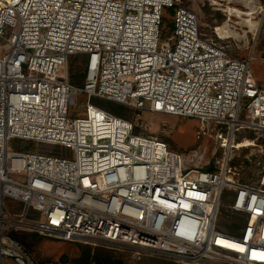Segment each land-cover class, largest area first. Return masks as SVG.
Wrapping results in <instances>:
<instances>
[{
    "label": "built area",
    "instance_id": "obj_1",
    "mask_svg": "<svg viewBox=\"0 0 264 264\" xmlns=\"http://www.w3.org/2000/svg\"><path fill=\"white\" fill-rule=\"evenodd\" d=\"M179 3L0 0V264H35L10 232L123 247L137 259L156 253L174 264H264V162L243 179L231 165L238 133L264 135L254 49L233 56L218 26V40L207 37ZM164 8L174 9L166 40ZM261 14L254 43L261 32L264 40V4ZM76 56L82 87L69 81ZM75 91L87 96L86 112L69 119ZM95 98L196 118L200 144L174 152ZM211 137V156L223 152L214 165L203 143ZM13 140L35 146L13 151Z\"/></svg>",
    "mask_w": 264,
    "mask_h": 264
},
{
    "label": "rangeland",
    "instance_id": "obj_2",
    "mask_svg": "<svg viewBox=\"0 0 264 264\" xmlns=\"http://www.w3.org/2000/svg\"><path fill=\"white\" fill-rule=\"evenodd\" d=\"M236 0H180L179 5L196 16L197 23L202 29V33L209 38L218 40L215 34V27H222L227 30L230 38L221 43L229 53L238 58L249 55L254 49V59L250 65V76L258 85L264 87V40L262 32L259 34L257 42L254 43L253 37L256 30L259 29L262 14L260 6L264 4V0H246L245 3L255 4L254 19L249 24L246 21L249 17L241 18L235 15L230 16L231 8L240 9L243 12H249V6L246 9ZM253 4V3H252ZM237 13V12H236ZM174 9L164 8V17L166 22L161 31L160 39H169L172 37V16ZM174 45V41L172 42ZM82 59L75 63V68L84 73ZM71 66V60L68 63V70ZM99 100V99H98ZM88 98L86 95L79 94L77 91L71 94L69 105V119L83 117L86 112L85 104ZM91 104L97 105L95 99L90 100ZM106 109L122 111L126 115L125 118L133 122H140L146 125L149 132L164 140L171 150L177 153L186 154L200 144L196 139V131L200 126V121L196 118L180 117L173 115H165L152 113L147 111H136L128 109L122 105L115 103H103ZM98 106V105H97ZM102 108V107H101ZM139 114V117L137 116ZM207 146V159L214 165L217 161H221L223 152H217L216 157H212L215 148L214 137L203 141ZM249 143L238 150L233 149L232 166H236L241 173L243 179L251 171H258L260 164L264 162V135L253 131H242L236 135L235 144ZM35 143L24 140H13L10 148L13 151H23L24 148L31 150ZM42 152H58L62 153L59 148L41 147ZM4 206L10 211L18 209L19 202L16 200L5 198ZM9 235L28 252L35 264H174L168 258L156 253H140L141 258L137 259L135 253L123 247H113L102 243L94 242H75L64 241L62 239L39 235L34 232H10ZM89 251L90 257L87 252ZM96 253L98 258L94 260L93 254ZM134 254V255H133ZM100 257V258H99ZM95 258V259H96ZM168 259V260H167ZM13 264L5 262V264Z\"/></svg>",
    "mask_w": 264,
    "mask_h": 264
},
{
    "label": "trees",
    "instance_id": "obj_3",
    "mask_svg": "<svg viewBox=\"0 0 264 264\" xmlns=\"http://www.w3.org/2000/svg\"><path fill=\"white\" fill-rule=\"evenodd\" d=\"M165 22H166V18H164V20H163L162 28L164 27ZM169 26L173 29V24H170ZM79 59H82V58L79 56H76V57H73L70 59L71 60V66L69 67L68 74H69V81L72 85L77 86V87H82L84 84V80H85V72L81 74L80 70L78 68H75V66H76L75 63L77 61H79ZM82 61H83V59H82ZM95 100L97 101L96 104L98 105V107H100V108L102 107L103 109L107 108L104 106L103 103H105V102L108 103V101L98 100L96 98H95ZM109 103H111V102H109ZM108 112H110L113 115L119 116V117H126V115L123 113V110L122 111H115V110L109 108ZM87 254H88L87 256L90 257L89 251L87 252ZM93 257H94V260H96V262H100V261H97L98 256L96 253L93 254Z\"/></svg>",
    "mask_w": 264,
    "mask_h": 264
},
{
    "label": "bare ground",
    "instance_id": "obj_4",
    "mask_svg": "<svg viewBox=\"0 0 264 264\" xmlns=\"http://www.w3.org/2000/svg\"><path fill=\"white\" fill-rule=\"evenodd\" d=\"M242 1V3H244V6H246V9H247V7L249 6V12H243V11H241L240 9H237V8H231L230 10H229V15L230 16H233V15H235L236 17H239V18H241L242 16H246V17H249L246 21H248L249 22V24L251 23V24H253L252 23V21H253V19H254V14H255V12H254V9H255V4H254V2L253 1H251V3L250 4H248V3H245V1L246 0H236L235 2L237 3V2H241ZM253 3V4H252ZM260 10L262 11V6H260ZM237 12V13H236ZM254 25V24H253ZM224 26V25H223ZM223 26L222 27H219L217 30L219 31V34L221 35V36H223V37H227V38H230V36L228 35L229 33H227V30L228 31H230L228 28H226L227 30H225V29H223ZM259 26H260V23H259ZM256 31H258V30H256ZM249 143H245V144H242V145H240L239 147H244V146H247Z\"/></svg>",
    "mask_w": 264,
    "mask_h": 264
}]
</instances>
